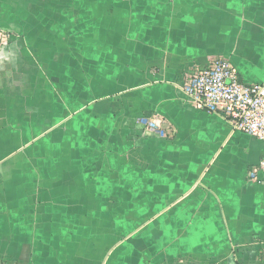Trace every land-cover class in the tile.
<instances>
[{
    "label": "crops",
    "instance_id": "obj_1",
    "mask_svg": "<svg viewBox=\"0 0 264 264\" xmlns=\"http://www.w3.org/2000/svg\"><path fill=\"white\" fill-rule=\"evenodd\" d=\"M0 32V264H264V142L184 91L264 85V0H0Z\"/></svg>",
    "mask_w": 264,
    "mask_h": 264
},
{
    "label": "built area",
    "instance_id": "obj_2",
    "mask_svg": "<svg viewBox=\"0 0 264 264\" xmlns=\"http://www.w3.org/2000/svg\"><path fill=\"white\" fill-rule=\"evenodd\" d=\"M9 39L0 32V45ZM184 91L196 109L218 114L234 131L264 142V85L243 83L228 59L218 58L209 67L190 73ZM143 124L150 132L167 137L162 119H145ZM249 178L264 184V154L260 163L251 168Z\"/></svg>",
    "mask_w": 264,
    "mask_h": 264
}]
</instances>
